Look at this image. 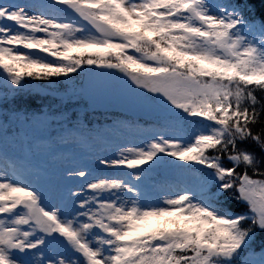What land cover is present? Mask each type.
Listing matches in <instances>:
<instances>
[{"label":"snow or ice","instance_id":"6c2138e0","mask_svg":"<svg viewBox=\"0 0 264 264\" xmlns=\"http://www.w3.org/2000/svg\"><path fill=\"white\" fill-rule=\"evenodd\" d=\"M0 264H264V0H0Z\"/></svg>","mask_w":264,"mask_h":264},{"label":"rangeland","instance_id":"374dc122","mask_svg":"<svg viewBox=\"0 0 264 264\" xmlns=\"http://www.w3.org/2000/svg\"><path fill=\"white\" fill-rule=\"evenodd\" d=\"M102 112H105V111H102ZM107 112L119 114L120 116H122L126 120L127 119L133 120L136 118L135 113H133L131 110H128V109L120 107V106H115ZM161 226H164V219L152 218L151 220H149L147 222L145 230H151V229L158 228Z\"/></svg>","mask_w":264,"mask_h":264},{"label":"trees","instance_id":"16d2710c","mask_svg":"<svg viewBox=\"0 0 264 264\" xmlns=\"http://www.w3.org/2000/svg\"><path fill=\"white\" fill-rule=\"evenodd\" d=\"M95 115L97 117H99L98 120L93 121L94 123H98L100 125H105V124H111L113 119H125L122 116H120L119 114H115V113H110V112H102V111H98L95 113ZM92 118V114H89V119ZM128 120V119H127Z\"/></svg>","mask_w":264,"mask_h":264}]
</instances>
